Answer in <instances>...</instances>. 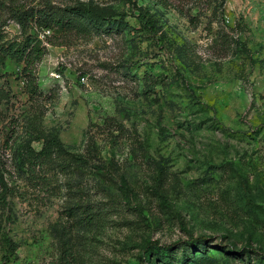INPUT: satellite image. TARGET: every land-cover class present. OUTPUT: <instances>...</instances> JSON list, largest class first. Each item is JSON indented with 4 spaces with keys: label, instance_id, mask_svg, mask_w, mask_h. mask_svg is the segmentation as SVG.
I'll list each match as a JSON object with an SVG mask.
<instances>
[{
    "label": "rangeland",
    "instance_id": "obj_1",
    "mask_svg": "<svg viewBox=\"0 0 264 264\" xmlns=\"http://www.w3.org/2000/svg\"><path fill=\"white\" fill-rule=\"evenodd\" d=\"M27 3H94L126 14L127 26L53 37L58 46L40 33L47 52L35 101L23 64L0 70V89L11 91L10 103L0 99V174L10 188L0 264H145L152 243L198 238L204 245L186 264H264V0L216 9L206 0ZM140 8L158 20L157 35L139 29ZM0 19L6 42L21 38L17 23ZM34 110L90 164L54 165L47 186L19 175L14 156Z\"/></svg>",
    "mask_w": 264,
    "mask_h": 264
},
{
    "label": "trees",
    "instance_id": "obj_2",
    "mask_svg": "<svg viewBox=\"0 0 264 264\" xmlns=\"http://www.w3.org/2000/svg\"><path fill=\"white\" fill-rule=\"evenodd\" d=\"M226 0H206L208 5L216 3V8H223ZM215 2V3H214ZM218 4V5H217ZM6 15L8 19L17 23L21 29V38L6 42L5 26L7 21L0 19V70L4 69L7 60H12L17 64H23L21 71L25 78V91L30 99L35 101L42 96L37 84L36 66L46 55L47 48L39 34L49 31L52 36L45 35V40L50 45L58 46V41H53V37H68L70 35L90 36L92 32L111 34L119 28L127 26V15L118 14L115 11L101 7L94 3H77L75 5L57 7L51 3H44L39 6L28 5L27 0H0V18ZM139 29L150 35H157L159 32L158 20L149 11L140 8L139 14L134 16ZM236 46L250 55V50L241 41H236ZM230 48V45H229ZM11 91L0 89V99L10 103ZM34 117L29 120L26 131L27 140L19 146L14 156V164L17 172L27 178L28 181L39 186L49 185L50 177L48 172L54 165L65 170L71 165H89L90 160L79 155L70 153L64 143L57 137L45 132L40 119L42 112L33 111ZM38 143L41 148L37 150L33 144ZM59 171V170H58ZM63 172V171H60ZM5 174H0V202L6 201L10 193L9 184L5 179ZM205 238L191 239L188 242H175L162 246L159 243L150 244L144 254L145 264H186L187 260L193 258L190 255L192 249H201L202 241ZM178 251H182L183 258L176 256ZM201 251V250H199ZM230 254H235L229 251ZM246 251L241 253L245 254ZM264 256V255H263ZM155 258V259H154ZM195 264H201L205 257L198 258ZM194 259H191L193 261Z\"/></svg>",
    "mask_w": 264,
    "mask_h": 264
}]
</instances>
